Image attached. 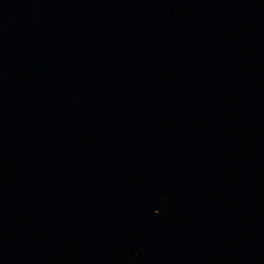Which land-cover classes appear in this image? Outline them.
Returning a JSON list of instances; mask_svg holds the SVG:
<instances>
[{
  "label": "water",
  "instance_id": "water-1",
  "mask_svg": "<svg viewBox=\"0 0 264 264\" xmlns=\"http://www.w3.org/2000/svg\"><path fill=\"white\" fill-rule=\"evenodd\" d=\"M0 264H264V0H0Z\"/></svg>",
  "mask_w": 264,
  "mask_h": 264
}]
</instances>
